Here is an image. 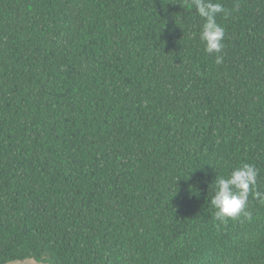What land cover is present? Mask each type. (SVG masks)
Masks as SVG:
<instances>
[{
    "label": "trees",
    "instance_id": "16d2710c",
    "mask_svg": "<svg viewBox=\"0 0 264 264\" xmlns=\"http://www.w3.org/2000/svg\"><path fill=\"white\" fill-rule=\"evenodd\" d=\"M0 0V264H264V0Z\"/></svg>",
    "mask_w": 264,
    "mask_h": 264
},
{
    "label": "clouds",
    "instance_id": "9594fccd",
    "mask_svg": "<svg viewBox=\"0 0 264 264\" xmlns=\"http://www.w3.org/2000/svg\"><path fill=\"white\" fill-rule=\"evenodd\" d=\"M198 15L204 20L199 37L204 44V51L209 55L215 54V62H222L220 55L224 45V28L217 23V16L227 15L221 3L214 0H191ZM258 170L250 163H243L232 170L227 178L216 176L212 182L213 196L211 205L215 209L214 219L226 223L228 219H235L241 214L251 218L246 211L248 198L251 194L254 199L264 204V192L257 187Z\"/></svg>",
    "mask_w": 264,
    "mask_h": 264
},
{
    "label": "rangeland",
    "instance_id": "374dc122",
    "mask_svg": "<svg viewBox=\"0 0 264 264\" xmlns=\"http://www.w3.org/2000/svg\"><path fill=\"white\" fill-rule=\"evenodd\" d=\"M8 264H45V263H39L34 259H27L23 261L10 262Z\"/></svg>",
    "mask_w": 264,
    "mask_h": 264
}]
</instances>
